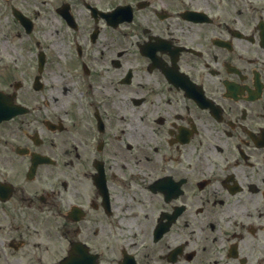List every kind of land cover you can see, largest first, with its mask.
<instances>
[{"label":"flooded vegetation","instance_id":"flooded-vegetation-1","mask_svg":"<svg viewBox=\"0 0 264 264\" xmlns=\"http://www.w3.org/2000/svg\"><path fill=\"white\" fill-rule=\"evenodd\" d=\"M0 96V264H264V0H0Z\"/></svg>","mask_w":264,"mask_h":264}]
</instances>
